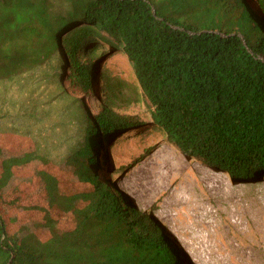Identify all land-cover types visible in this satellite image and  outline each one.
Wrapping results in <instances>:
<instances>
[{"label":"trees","instance_id":"1","mask_svg":"<svg viewBox=\"0 0 264 264\" xmlns=\"http://www.w3.org/2000/svg\"><path fill=\"white\" fill-rule=\"evenodd\" d=\"M252 2L260 14L246 0H0V103L35 120L54 113L64 118L57 128L65 126L55 156L29 134L7 131L33 146L0 147V264H188L162 225L100 176V147L147 124L231 177L262 168L264 0ZM104 44L123 47L135 84L98 73ZM140 94L148 122L119 114ZM43 165L79 191L39 170L44 198L21 202L30 174L15 172ZM12 194L13 218L3 208ZM22 212L41 219L18 218ZM53 214H66L71 227L58 230Z\"/></svg>","mask_w":264,"mask_h":264},{"label":"rangeland","instance_id":"2","mask_svg":"<svg viewBox=\"0 0 264 264\" xmlns=\"http://www.w3.org/2000/svg\"><path fill=\"white\" fill-rule=\"evenodd\" d=\"M246 2L260 14L252 0ZM103 50L106 55L98 63V73L105 71L135 84L131 62L123 47L110 50L104 44ZM97 81L101 93L103 78L99 77ZM140 95L142 101L139 104L124 108L119 114L148 122L149 106ZM101 96L104 100L103 94ZM87 106L92 114L97 113L94 100H87ZM19 108V105L0 103V147L18 150L33 146L24 138L7 132L13 131L19 135L29 134L27 136L34 139L40 151L48 156L60 154L61 150L57 153L55 150L65 138V126L57 128V124L63 123L64 118L52 113L35 120ZM151 128L147 124L131 128L113 135L107 145L102 143L100 176L116 183L121 190L123 182L130 187L137 200L128 198L137 210L151 215L162 225L186 263L264 264V166L255 169L251 177H231L228 171L209 166L180 151L168 141L164 131ZM104 153L105 162L101 157ZM199 164L204 168L199 169ZM29 170L21 166L15 172L18 176L30 174L31 183H22L19 187L21 202L38 203L44 198L38 189L41 185L36 176L39 170L59 179L70 193L80 189L78 184H70L49 165ZM15 198L14 194L6 196L5 216H13ZM29 216L33 220L41 219L35 212L26 215L22 212L18 218L29 220ZM54 218L58 230L72 225L66 214ZM14 225L18 223L13 222L12 230H15ZM41 231L40 236L49 235Z\"/></svg>","mask_w":264,"mask_h":264},{"label":"bare ground","instance_id":"3","mask_svg":"<svg viewBox=\"0 0 264 264\" xmlns=\"http://www.w3.org/2000/svg\"><path fill=\"white\" fill-rule=\"evenodd\" d=\"M199 169H203V165L199 164V166H197ZM121 187H122V190L123 192L125 193V195H127L131 200H134L136 201L137 200V197L135 196V194L133 193V191L130 189V187L125 183L123 182L121 184ZM137 206L139 207L140 210H142V206L140 204L137 203Z\"/></svg>","mask_w":264,"mask_h":264}]
</instances>
